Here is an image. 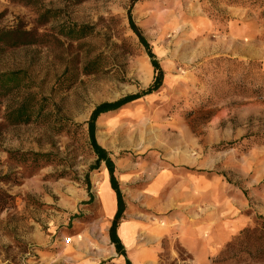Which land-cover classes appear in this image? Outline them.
I'll return each mask as SVG.
<instances>
[{
  "label": "rangeland",
  "instance_id": "obj_1",
  "mask_svg": "<svg viewBox=\"0 0 264 264\" xmlns=\"http://www.w3.org/2000/svg\"><path fill=\"white\" fill-rule=\"evenodd\" d=\"M132 1L0 0V264H264V0Z\"/></svg>",
  "mask_w": 264,
  "mask_h": 264
},
{
  "label": "trees",
  "instance_id": "obj_2",
  "mask_svg": "<svg viewBox=\"0 0 264 264\" xmlns=\"http://www.w3.org/2000/svg\"><path fill=\"white\" fill-rule=\"evenodd\" d=\"M139 1L140 0H133L132 1L133 2V5L136 4ZM130 24H131L132 30L134 31L135 34H137V36L139 37L141 43L146 48H148V44L146 43V41L142 37V35L139 32V30L135 27V25H134V23L132 22L131 19H130ZM149 56L152 59V65H153V67L155 69V72L158 73L157 81L159 80V82H161L163 73L161 72L160 66L158 65V62H156V60H154V56L152 55V53L150 51H149ZM0 76H1L0 77V81H1L2 78L12 79V78H14L16 76V74H14V73H1ZM155 89H156V87H155ZM152 90H154V89H152ZM152 90H150V91H152ZM138 98H139L138 96H131V97H127L126 99L121 100V101H119L117 103L104 104V105L99 106L94 111V113H93V115L91 117V121H90V125H89V129H90V132H91V136H93V134H94L95 122H96V120L98 119V117L101 114L107 113V112H110V111H115V110L121 109L126 104H128V103H130V102H132V101H134V100H136ZM26 111L27 110H22L20 112L24 116V114L26 113ZM22 114L20 116H22ZM101 152H102V154L104 153L103 150ZM109 171L111 173L112 188L117 192V201H118V205H117L118 210H117V213L115 215V218H114L112 227L110 229V238H111L112 243L115 244L118 249H121L122 246H121L120 240H119V238L117 236V228H118V225H119V220L121 219V217L123 216V213L125 211V206H124V203H123L122 196H121V194H120V192L118 190V185H117L116 180H115L114 175H113V169L109 167ZM12 202H13V199L9 195H7L5 192H3V191L0 190V214L4 210H6L7 208H9V206L12 205ZM263 222H264V220H263Z\"/></svg>",
  "mask_w": 264,
  "mask_h": 264
},
{
  "label": "bare ground",
  "instance_id": "obj_3",
  "mask_svg": "<svg viewBox=\"0 0 264 264\" xmlns=\"http://www.w3.org/2000/svg\"><path fill=\"white\" fill-rule=\"evenodd\" d=\"M106 183L103 184L101 188V201L105 210V213L111 215L113 212V199L111 197V193L107 189ZM121 236L127 242H131L133 240V232L129 228V225L124 224L121 229Z\"/></svg>",
  "mask_w": 264,
  "mask_h": 264
}]
</instances>
